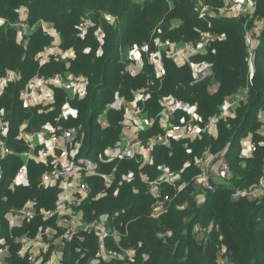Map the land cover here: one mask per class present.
Instances as JSON below:
<instances>
[{"label":"trees","instance_id":"trees-1","mask_svg":"<svg viewBox=\"0 0 264 264\" xmlns=\"http://www.w3.org/2000/svg\"><path fill=\"white\" fill-rule=\"evenodd\" d=\"M256 1L258 16L264 17V0ZM213 2L205 0V3ZM198 3L199 0H0V17L16 21L20 17V10L27 8L30 22L44 19L53 23L62 34L63 47L74 48L76 52L69 66L54 58L40 66L36 57L50 44V36L37 29L28 38L21 39L14 29H2L0 76L7 69L17 70L22 75L20 82L8 85L0 96V110H4L10 126L8 145L15 151L26 149L23 142L16 140L23 124H27L29 130H36L47 124L58 127L59 120L64 128L79 129L80 135H83L85 155L97 160L118 139L121 131L119 120L122 117L121 113L109 110V124L103 127L99 116L107 110L116 92L132 98L133 92L146 86L153 76L149 69L138 76L128 73L120 49L150 41L155 28L157 36L176 41L194 40L201 31L214 30L224 37L216 41L205 57L201 58L213 64V77L220 83L218 92L213 95L208 91L210 82L191 83L189 66L179 67L166 61V81L155 97L174 94L183 100L196 102L206 119L217 111L218 105L227 95L247 84L250 85V100L240 107L235 118L219 121L217 138L206 134L173 142L172 149L158 147L156 164L183 170L189 162L185 175L189 179L197 173L195 158L206 149L218 152L231 147L228 157L236 173L235 182L245 187L258 181L262 174L264 147L249 161H240L238 154L241 139L259 127L257 114L264 108V30L257 38L260 42L254 57V71L248 77L246 33L253 22L250 27H246L243 18L200 17ZM104 12L114 16L115 22L106 21L102 16ZM86 16L91 17L94 27L82 39L77 34L76 24ZM175 22L180 25L172 28ZM98 27H102L105 33L102 45L95 34ZM158 29L160 32H157ZM67 70L88 78L87 95L71 102V106L78 111L76 116L60 117L66 97L62 89L55 90V101L51 107L40 104L25 107L22 104L19 91L33 75L39 73L50 76ZM254 139L264 141V135L255 134ZM121 162L124 164L117 169L109 192L97 201L85 203L81 208L87 221L107 213L113 217L112 225L123 233L127 231V235L119 242L107 241V245L118 249L132 248L134 253L128 264H220L219 253L223 248V255L233 264H264V201L233 199L230 188L220 187L208 194L204 205L198 206L193 198L185 195L190 200L187 207L179 208V202H176L167 214L160 219H153L149 214L155 198L140 180L138 165L133 161ZM21 164L17 155L3 160L0 232L7 229L6 215L18 210L28 199L36 198L39 209H50L57 198L58 186L41 185L43 174L50 170L45 164L30 163L29 185L12 187L11 181ZM146 171L156 176L155 170L147 168ZM129 172H133V175L125 177ZM102 188L101 185L100 190ZM98 191L92 187L91 196ZM198 223L207 228L200 242L195 233ZM50 224V220H44L38 213L31 223L15 232L35 235L41 226ZM98 244L99 239L94 233H81L67 247L66 262L85 264L96 253ZM11 263L29 264L16 254Z\"/></svg>","mask_w":264,"mask_h":264},{"label":"built area","instance_id":"built-area-1","mask_svg":"<svg viewBox=\"0 0 264 264\" xmlns=\"http://www.w3.org/2000/svg\"><path fill=\"white\" fill-rule=\"evenodd\" d=\"M210 4L212 3L201 1L198 3L197 12L200 17L243 18L246 27H250V23L253 22L246 33V44L248 58L255 57L260 42L256 36L257 25L264 22V17L258 16L257 1L221 0V5L216 7ZM102 16L110 23L115 22V17L110 13L104 12ZM208 24L211 25L210 22ZM176 26L177 24H174L172 28ZM93 27L94 23L90 16L81 18L76 24L78 36L85 39ZM3 28L14 29L21 39L28 38L37 29L51 37L50 44L36 57L40 66L51 58L66 62L69 66L70 61L76 57L74 48L63 47L62 34L54 24L44 19L35 23L30 22L27 8L20 10V17L16 21L0 17V34ZM95 34L102 45L105 35L103 28L98 27ZM223 37L222 34L209 30L201 31L198 38L194 40L162 41L159 39V42L155 40L120 49V55L126 63L128 73L137 76L147 65L153 68L154 73L146 86L133 92L132 98L116 92L107 105V110L99 116L101 125L106 127L109 124L107 116L109 110L122 115L119 120L121 128L119 137L115 143L104 150V153L110 160L133 161L138 165L140 180L146 184L148 192L155 198L149 214L153 219H160L167 214L176 202H179V208L187 207L190 200L185 195L193 198L198 206L204 205L208 200V194L217 191L220 187L230 188L233 199H264V159L262 174L258 181L250 186L242 187L235 182V172L228 157L231 147L218 152L206 149L195 158L194 165L197 173L189 179L185 178L189 162L185 164L183 170H174L166 165L156 164L158 147L172 149L173 142L185 138L202 137L208 133L218 137L219 121L235 118L240 107L250 100V85L247 84L227 95L218 105L217 112L206 119L200 112L198 103L168 94L160 98V109L155 117L148 113V104L155 89L165 84L168 74L166 61L171 60L179 66H189L193 84L209 81L214 78L213 64L207 59L195 58L206 55L208 49ZM21 79L20 72L7 69L0 76V96L4 94L8 85L18 83ZM216 83L212 82L208 86L211 94L218 92L215 89ZM56 89H62L66 94L60 116L74 117L78 111L71 106V101L87 95L88 78L68 70L50 76L37 73L20 89L19 98L25 107L53 104ZM159 116L166 117L169 122L160 125ZM257 119L260 125L256 131L250 132V136L241 140L238 159L242 162L252 160L264 146V141L258 142L254 139L255 134L264 135V108L258 111ZM9 133L10 126L5 112L0 110V180L4 175L3 160L17 155L22 164L12 181V186L29 185V165L38 163L51 166L50 170L43 174L40 180L41 185L43 187L57 185L59 191L55 204L50 209H39L38 200L32 198L18 210L6 215L7 229L0 232V264H12L14 254L25 258L29 264H78L66 262V251L76 237L85 232H92L99 239L96 253L88 258L85 264H102L111 261H123L122 264H128V260H132L131 256L134 253L132 248L118 249L107 245V241L119 242L127 235V231L123 233L120 228L112 225V218L107 213L87 221L84 211L80 209V204L82 205L85 200L92 202L104 197L112 187L115 174L100 171L103 158L99 162L85 155L83 135H80L79 129L49 124L42 129L18 134L16 140L24 141L26 146L23 151H15L8 145ZM150 167L155 169L156 176L153 177L146 171ZM131 175L133 173L125 177L129 178ZM96 178L102 179L103 188L91 196L90 179ZM81 197L83 200L80 201ZM38 213L44 220H50L52 224L41 226L35 235L15 232L18 228L31 223ZM206 231L207 228L200 223L196 225L195 233L198 242L206 235ZM224 251L225 248L219 253L221 259L225 257L226 264H233L227 256L223 255Z\"/></svg>","mask_w":264,"mask_h":264},{"label":"crops","instance_id":"crops-1","mask_svg":"<svg viewBox=\"0 0 264 264\" xmlns=\"http://www.w3.org/2000/svg\"><path fill=\"white\" fill-rule=\"evenodd\" d=\"M221 18H232V16H224V17H221ZM234 18V17H233ZM179 25V24H178ZM263 30H264V22H262V23H259L258 25H257V32H256V36L258 37L259 35H261V33L263 32ZM248 53V52H247ZM201 57H205V55H200V56H198V57H196L195 59H197V60H201L202 58ZM168 61V60H167ZM170 62H173V61H171V60H169ZM247 61H248V72H249V75H248V77H250L252 74H253V71H254V57H250V58H248V55H247ZM174 63V62H173ZM175 64V63H174ZM177 65V64H176ZM178 66V65H177ZM183 66H186V65H183ZM179 67H182V66H179ZM147 69H149V73L151 74L152 72L154 73V70H153V68L151 67L150 68V66L149 65H147L146 66V68L141 72V73H139L138 75H141L142 73H144ZM132 75V74H131ZM137 75V76H138ZM132 76H136V75H132ZM214 78H211V79H209L210 81H207V82H210V83H212V82H217L216 84H215V89H216V91H218V89L220 88V83L218 82V81H216L215 79L213 80ZM206 81H204V82H206ZM203 83V82H202ZM198 84H201V83H198ZM162 89V87H158L157 86V88L155 89V92H154V94H153V96H152V98H151V100H150V102H149V104H148V108H147V110H148V113H149V115H152V116H156L157 115V113H158V111H159V109H160V102H159V100H160V98L163 96H160V97H155L156 96V94L160 91ZM209 91V90H208ZM215 94V93H214ZM213 94V95H214ZM217 110H218V108H217ZM217 112V111H216ZM215 112V113H216ZM169 122V119H167L166 117H160L159 116V118H158V123L160 124V125H165V124H167ZM27 124H23L22 126H21V128L19 129V133L18 134H22V133H25V132H28V131H32V130H28L27 129ZM46 126H49V124H47ZM217 133H218V131H217ZM250 132L246 135V136H244V137H248V136H250ZM208 135H210L209 133H208ZM219 136V135H218ZM210 137H214V138H217V137H215V136H212V135H210ZM243 137V138H244ZM242 138V139H243ZM241 139V140H242ZM20 142H23L24 143V141H20ZM264 147V146H263ZM36 164H38V163H36ZM150 170H155L153 167H150ZM157 173V172H156ZM150 175H151V171H150ZM152 176V175H151ZM81 200H83V197H81L80 198V201ZM91 201H89V200H85L83 203H82V205L80 204V206H83L85 203H90ZM79 206V207H80ZM80 209H82L81 207H80ZM83 211H84V209H83ZM85 213V212H84ZM219 262H220V264H226V259H225V257L223 258V260L221 259V257L219 256Z\"/></svg>","mask_w":264,"mask_h":264},{"label":"rangeland","instance_id":"rangeland-1","mask_svg":"<svg viewBox=\"0 0 264 264\" xmlns=\"http://www.w3.org/2000/svg\"><path fill=\"white\" fill-rule=\"evenodd\" d=\"M202 2V3H204L205 2V0H199V2ZM211 6H214V7H216V6H220L221 5V0H214V2L212 3V4H210ZM174 24H177V26L176 27H178L180 24L178 23V22H175V23H173L172 24V26L174 25ZM179 24V25H178ZM175 27V28H176ZM157 32H160L159 31V29H158V31ZM151 38L152 39H150V41H148V42H145V43H149V42H154L155 40H156V42H159L160 40H162V41H165V40H169V39H163L162 37H159V35L157 36L156 35V28L153 30V33H152V35H151ZM160 39V40H159ZM177 41H181V40H177ZM128 47V46H127ZM123 48V47H122ZM125 55V54H124ZM44 73V72H43ZM77 99H81V98H77ZM76 99H74L73 101H71V102H74ZM111 102V101H110ZM53 104H48V105H42L43 107L44 106H49V107H51ZM215 114V113H214ZM61 115V114H60ZM213 115V114H212ZM211 115V116H212ZM61 117V116H60ZM58 126L59 127H61L62 126V123H60V121L58 120ZM27 129H28V126H27ZM29 130V129H28ZM0 138H1V136H0ZM182 141V140H181ZM178 142H180V141H178ZM92 157V156H91ZM91 157H89V158H91ZM94 158V157H93ZM93 158H91L92 160H94V161H99L100 162V160H101V158H103V163L101 164V168H100V171H102V172H104V173H111V172H114V174H115V178H116V171H117V169H119L120 168V166L121 165H123L124 164V162H121V161H119V160H110V159H108L107 157H105V153H103L102 155H100L99 156V158H97V160H95V158L93 159ZM46 168L47 169H50L51 168V166L48 168L47 167V165H46ZM112 169V170H111ZM133 173V172H132ZM132 173H129L128 175H130V174H132ZM236 174V173H235ZM190 175H193V174H191L190 173ZM125 176H127V175H125ZM131 177V176H130ZM1 181V180H0ZM90 185L94 188V189H97V190H100V188H101V185H102V187H103V181L100 179V178H96V179H91L90 180ZM11 186H12V181H11ZM57 186V185H56ZM12 187H16V186H12ZM58 191H59V187H58ZM95 200H93L92 202H94ZM97 201V200H96ZM251 201H253V202H259V203H261V202H263L264 201V199H260V200H251ZM92 204V203H91ZM112 219H113V217H112Z\"/></svg>","mask_w":264,"mask_h":264}]
</instances>
